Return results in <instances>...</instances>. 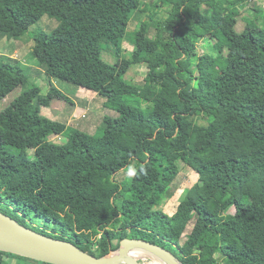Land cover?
Returning <instances> with one entry per match:
<instances>
[{
  "label": "trees",
  "instance_id": "16d2710c",
  "mask_svg": "<svg viewBox=\"0 0 264 264\" xmlns=\"http://www.w3.org/2000/svg\"><path fill=\"white\" fill-rule=\"evenodd\" d=\"M247 1L0 0V35L18 40L56 19L35 35L34 59L49 81L92 91L118 113L95 134L72 129L56 141L66 126L42 115L50 94L0 56V101L22 89L0 113V212L97 258L141 239L184 264H264V29L237 32ZM164 9L179 22L160 19ZM143 12L130 58L107 62ZM138 65L143 83L127 80ZM182 162L199 180L168 215L158 207ZM130 167L136 175L117 181ZM33 263L47 264L0 251V264Z\"/></svg>",
  "mask_w": 264,
  "mask_h": 264
},
{
  "label": "rangeland",
  "instance_id": "374dc122",
  "mask_svg": "<svg viewBox=\"0 0 264 264\" xmlns=\"http://www.w3.org/2000/svg\"><path fill=\"white\" fill-rule=\"evenodd\" d=\"M145 3L152 4L153 0H142L141 8L144 7ZM205 9L208 8L206 7ZM214 9L218 14H221L218 7L215 6ZM236 10L239 13L238 25L236 27L237 32H242L247 24L256 27V29H264V0H248L244 4L238 5ZM148 14L149 12H143L134 15L129 24L127 36L122 44L120 56L117 57L112 52H105L103 56L107 62L116 64L119 60L122 61L123 59L130 58L134 49L135 30L139 22L147 19ZM158 17L167 20L172 24H176L180 20L178 16L166 9L159 11ZM253 21L256 25L252 24L254 23ZM57 25L58 21L56 19L45 15L25 36L18 40H9L7 37L0 35V56L7 57L6 60L9 59L11 63L19 64L25 69L30 77L31 84L41 87L44 95L50 94V106L43 107L41 113L52 121H56L66 126L62 135H53L56 141L65 142L72 129L95 134L99 128L104 126L103 118L106 115L117 117L118 113L106 108V99L92 91L56 79H51L49 81L44 67L34 59L32 50L35 42V35L50 33L57 27ZM151 34L154 35V31ZM200 43L201 42L199 41L198 51L200 55H203L206 51ZM147 71V67L144 65L135 66L128 73L127 80L132 81L133 83H143ZM50 84H52L51 87ZM21 90V88H18L4 100L0 101V113L20 95ZM29 154H34L32 148L29 149ZM132 177H128L127 172L123 171L116 175V180L123 181ZM198 180V174L185 162H182L180 164V173L175 183L170 187L167 197L162 201L158 209L164 211L168 215H172L181 202L183 193L186 190L195 187ZM30 222L34 223L32 220H30ZM34 224L41 226L38 223ZM191 228H188L186 233H189ZM185 235L181 239L183 242L186 239ZM22 262L27 263L25 260H22ZM141 263L150 264L152 263V259L146 258L142 260Z\"/></svg>",
  "mask_w": 264,
  "mask_h": 264
},
{
  "label": "water",
  "instance_id": "95a60500",
  "mask_svg": "<svg viewBox=\"0 0 264 264\" xmlns=\"http://www.w3.org/2000/svg\"><path fill=\"white\" fill-rule=\"evenodd\" d=\"M133 250H141L166 264H184L174 253L141 239H124L120 247L97 258L69 241L51 238L36 232L12 217L0 212V251L47 264H142L150 258L135 257Z\"/></svg>",
  "mask_w": 264,
  "mask_h": 264
},
{
  "label": "bare ground",
  "instance_id": "6f19581e",
  "mask_svg": "<svg viewBox=\"0 0 264 264\" xmlns=\"http://www.w3.org/2000/svg\"><path fill=\"white\" fill-rule=\"evenodd\" d=\"M131 255H133L135 257L146 258V257H149L150 254H148L144 251H141V250H133ZM151 259H152V263H150V264H166L164 261L160 260L159 258L151 256Z\"/></svg>",
  "mask_w": 264,
  "mask_h": 264
},
{
  "label": "clouds",
  "instance_id": "9594fccd",
  "mask_svg": "<svg viewBox=\"0 0 264 264\" xmlns=\"http://www.w3.org/2000/svg\"><path fill=\"white\" fill-rule=\"evenodd\" d=\"M141 170H143V169H141ZM136 175V171H135V169L134 168H129V169H127V176L128 177H132V176H135Z\"/></svg>",
  "mask_w": 264,
  "mask_h": 264
},
{
  "label": "crops",
  "instance_id": "0c3cea01",
  "mask_svg": "<svg viewBox=\"0 0 264 264\" xmlns=\"http://www.w3.org/2000/svg\"><path fill=\"white\" fill-rule=\"evenodd\" d=\"M75 130V129H74ZM84 132V131H83ZM86 133H89V132H86Z\"/></svg>",
  "mask_w": 264,
  "mask_h": 264
}]
</instances>
